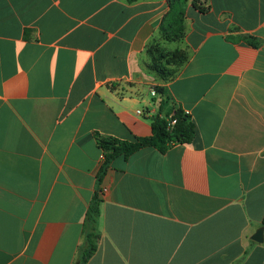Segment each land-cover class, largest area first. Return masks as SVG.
<instances>
[{
	"label": "crops",
	"instance_id": "1",
	"mask_svg": "<svg viewBox=\"0 0 264 264\" xmlns=\"http://www.w3.org/2000/svg\"><path fill=\"white\" fill-rule=\"evenodd\" d=\"M208 2L189 8L191 58L165 82L146 50L168 0H0V264H78L98 192L86 264H264L251 239L264 227V0ZM153 84L191 115L194 142L118 157L100 184L96 134L152 136Z\"/></svg>",
	"mask_w": 264,
	"mask_h": 264
},
{
	"label": "trees",
	"instance_id": "2",
	"mask_svg": "<svg viewBox=\"0 0 264 264\" xmlns=\"http://www.w3.org/2000/svg\"><path fill=\"white\" fill-rule=\"evenodd\" d=\"M139 0H128L135 3ZM169 10L163 17L162 24L146 50L147 69L162 81L175 79L191 58L189 48H181L180 44L186 39V20L190 7L205 14L209 12L208 0H168ZM242 40L253 47L261 45V40L254 36H245ZM172 44H178L172 48ZM161 97L160 114L152 124L153 134L150 137L135 138L134 141H121L112 137L96 134L98 145L103 151V160L98 170V181L101 184L110 164L118 157L130 158L136 152L153 147L161 153H166L176 145L192 144L196 138V125L191 115L182 106L172 104L165 87L156 88ZM169 107L167 112L164 109ZM173 123V124H172ZM99 192L90 203L85 224V248L81 252L78 264H86L98 249L100 234L98 220L100 216ZM264 226V220H263Z\"/></svg>",
	"mask_w": 264,
	"mask_h": 264
},
{
	"label": "water",
	"instance_id": "3",
	"mask_svg": "<svg viewBox=\"0 0 264 264\" xmlns=\"http://www.w3.org/2000/svg\"><path fill=\"white\" fill-rule=\"evenodd\" d=\"M251 239L258 243L264 242V227L259 228Z\"/></svg>",
	"mask_w": 264,
	"mask_h": 264
},
{
	"label": "built area",
	"instance_id": "4",
	"mask_svg": "<svg viewBox=\"0 0 264 264\" xmlns=\"http://www.w3.org/2000/svg\"><path fill=\"white\" fill-rule=\"evenodd\" d=\"M150 92H151V95H152V97L153 98H157L159 95H158V93H157V91H156V89L155 88H150ZM138 114L139 115H143V112L142 111H138ZM173 124V123H172ZM108 192V189L106 188V187H103V188H101V190H100V195L101 196H104L106 193Z\"/></svg>",
	"mask_w": 264,
	"mask_h": 264
},
{
	"label": "rangeland",
	"instance_id": "5",
	"mask_svg": "<svg viewBox=\"0 0 264 264\" xmlns=\"http://www.w3.org/2000/svg\"><path fill=\"white\" fill-rule=\"evenodd\" d=\"M171 46H172V48H177L179 45H178V44H172ZM148 71H149V70H148ZM149 72H150V71H149ZM150 73H151V72H150ZM153 75H154V74H153ZM154 76H155V75H154ZM156 78H157V77H156ZM157 79H159V78H157ZM159 80H160V79H159ZM152 87L156 89L158 86L155 85V84H153V85L151 86V88H152Z\"/></svg>",
	"mask_w": 264,
	"mask_h": 264
}]
</instances>
